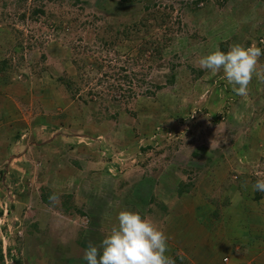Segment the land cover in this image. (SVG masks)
I'll list each match as a JSON object with an SVG mask.
<instances>
[{
    "label": "rangeland",
    "instance_id": "374dc122",
    "mask_svg": "<svg viewBox=\"0 0 264 264\" xmlns=\"http://www.w3.org/2000/svg\"><path fill=\"white\" fill-rule=\"evenodd\" d=\"M118 2L0 0V264H87L122 209L163 229L176 264L197 259L184 242L219 264L264 254L230 197L264 213V80L239 96L199 65L216 47L264 49V0H153L146 20ZM155 34L160 62L138 49Z\"/></svg>",
    "mask_w": 264,
    "mask_h": 264
},
{
    "label": "clouds",
    "instance_id": "9594fccd",
    "mask_svg": "<svg viewBox=\"0 0 264 264\" xmlns=\"http://www.w3.org/2000/svg\"><path fill=\"white\" fill-rule=\"evenodd\" d=\"M264 49L253 43L245 46L231 45L227 51L216 47L199 59L203 69L216 74L222 70L224 78L239 96H247L248 85L255 75L264 80V71L258 70L259 58ZM254 191L264 192V179L253 184ZM54 201L55 195L49 197ZM83 260L87 264H176L168 255V237L163 229L138 210L122 209L117 214V224L100 242L90 244Z\"/></svg>",
    "mask_w": 264,
    "mask_h": 264
},
{
    "label": "crops",
    "instance_id": "0c3cea01",
    "mask_svg": "<svg viewBox=\"0 0 264 264\" xmlns=\"http://www.w3.org/2000/svg\"><path fill=\"white\" fill-rule=\"evenodd\" d=\"M16 141H14L15 143ZM231 201L233 206H235L237 203V201L239 200L238 198L240 197L241 200L239 201L240 206L246 205L248 207V211L252 212L254 215V218L252 220V222L250 223V227L251 229L245 233L249 236V238H252V241L247 238V237H242V240H247L249 239V241L247 242L249 245V248L251 247V244L254 245H264V224H262L260 221V219H262L264 221V213L263 211L259 212L258 206L255 205L256 202L253 201L252 197H250V202H243L244 199L241 197V194H237V195H233L231 196ZM163 203V202H162ZM164 204V203H163ZM240 212H243L242 210H239ZM208 215V214H207ZM258 218V221L256 220ZM240 235H243V233H240ZM251 242V243H250ZM169 247H171V249H168V255L170 253H172V250L174 249L173 246H178V245H174V243H169ZM191 244H188L187 242H184L183 244L180 245V248L182 249L183 253L186 255L185 252H195L196 253V257L197 259H193L192 264H219L217 260L215 259H207L206 253H201L199 250H196L195 247H191ZM252 246V247H253ZM177 254L179 256H184L181 251H178ZM171 256V255H169ZM185 260L187 261L186 257ZM264 264V254H260L258 257H253L251 255H248L247 257L245 255L239 254L238 256L234 257V258H225V260L220 263V264Z\"/></svg>",
    "mask_w": 264,
    "mask_h": 264
},
{
    "label": "trees",
    "instance_id": "16d2710c",
    "mask_svg": "<svg viewBox=\"0 0 264 264\" xmlns=\"http://www.w3.org/2000/svg\"><path fill=\"white\" fill-rule=\"evenodd\" d=\"M72 1H74L75 3H81V1H83V0H72ZM149 1V0H148ZM119 2L120 3H122V4H124V5H128V6H134L135 4L136 5H141L142 6V10L143 11H145L146 13H148L149 12V16H144L145 18L143 19V20H146V19H148V18H150V19H152V17H154L155 15H156V12H155V8H156V5L153 3V0H151L150 2H147V0H119ZM118 2V3H119ZM42 14V15H46V11H45V9H35V11H34V13H33V16L35 17V16H37L38 14ZM148 15V14H147ZM48 17L49 18H54V15L52 14V13H49L48 14ZM147 26V25H146ZM139 29L140 28H137L136 30H137V32H140L139 31ZM148 39V38H147ZM161 40V36H158L157 34H155L153 37H151V38H149V40H144L143 42H141L139 45H138V49L140 50V52L142 53V54H144V56L145 55H149V58H153V59H156L155 61L156 62H160L162 59H163V51H164V48H163V44H162V42L160 41ZM162 40H164V37L162 36ZM165 41V40H164ZM165 44V43H164ZM166 45V44H165ZM78 62H76L77 64L79 63V62H81V63H83L84 62V64H86V63H88V62H86V58H82V57H80L78 60H77ZM147 62V61H146ZM7 65H9V63H8V61H2L1 63H0V71H3V70H5V68H6V70L8 69V66ZM85 67L86 66H81L80 67V69H82V71H84L85 70ZM91 67H93L92 65H91ZM131 77L129 76V74L128 73H126L125 75H124V79L126 80H128L127 82L129 83V85H131L132 84V82H133V80H131L130 79ZM174 79H175V74L174 73H172V75H171V78H170V80H169V84H172L173 82H174ZM160 87V86H159ZM158 86H155V88H159ZM123 90V89H122ZM127 91V92H126ZM126 91H124L123 90V93H124V98H123V101L125 100V99H127L126 101L128 102L129 101V99H130V96L132 95V92H133V88L131 87V86H128V89L126 90ZM149 94H153L154 92L153 91H149V89H148V91H147ZM128 93V94H127ZM147 94V93H146ZM89 95L91 96V98H92V92H90L89 93ZM87 102H88V100H87ZM18 139L20 138V134H17V136H16ZM146 148H150V146H147ZM145 149V148H144ZM182 187H184L183 185H182ZM180 188V190L178 189V193L179 194H181V193H183V188ZM256 192H258V191H256ZM43 201L44 202H46V203H49L50 201L46 198V197H43ZM12 207V206H11ZM10 207V208H11ZM66 207H67V205H66ZM2 215H3V211H0V218L2 217ZM0 250H1V247H0ZM12 251V249H10V252ZM15 263H17V264H21L20 263V261L19 260H15Z\"/></svg>",
    "mask_w": 264,
    "mask_h": 264
},
{
    "label": "built area",
    "instance_id": "2783aa9c",
    "mask_svg": "<svg viewBox=\"0 0 264 264\" xmlns=\"http://www.w3.org/2000/svg\"><path fill=\"white\" fill-rule=\"evenodd\" d=\"M6 215H7V212L4 213V216H6Z\"/></svg>",
    "mask_w": 264,
    "mask_h": 264
}]
</instances>
